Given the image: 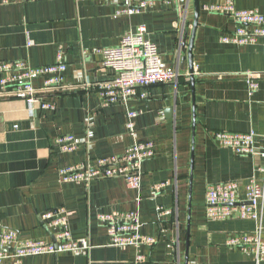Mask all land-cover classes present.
Here are the masks:
<instances>
[{
  "label": "crops",
  "instance_id": "0c3cea01",
  "mask_svg": "<svg viewBox=\"0 0 264 264\" xmlns=\"http://www.w3.org/2000/svg\"><path fill=\"white\" fill-rule=\"evenodd\" d=\"M220 2L198 0L191 48L192 96L193 0L184 5L179 0H156L134 14H117V4L97 0H0V61L48 65L62 49L63 83H91L89 90L45 97L54 104L46 109L29 108L21 99L0 95V228L14 229L22 239L51 241L40 215L63 207L71 212L72 238L90 245L83 251L26 256L23 264H256L253 253L227 244L236 233L253 231L255 222L209 220L204 210L208 184L236 181L243 197L248 179L261 180L258 167L264 163L259 154H236L212 137L217 131L252 132L255 152H264V36L248 44L221 41L238 25L229 15L203 7ZM233 2L238 9L264 14V0ZM138 27H144L145 36L156 44L161 64L177 69L181 77L177 83L141 89L143 98L103 105L95 84L113 73L102 66L100 49L117 45L124 33ZM248 73L257 75L253 90ZM128 111H138L133 119L135 136L126 127ZM63 134L74 136L78 144L74 151L65 152L55 143ZM136 138L151 140L155 146L154 156L141 163L138 189L116 177L87 185L62 181L60 168L87 157L120 154ZM159 183L164 187L152 193ZM159 207L167 212L160 215ZM116 210L137 211L140 232L155 242L138 249L110 245L97 214ZM262 216L264 220V203ZM138 254L144 259L138 261Z\"/></svg>",
  "mask_w": 264,
  "mask_h": 264
},
{
  "label": "built area",
  "instance_id": "2783aa9c",
  "mask_svg": "<svg viewBox=\"0 0 264 264\" xmlns=\"http://www.w3.org/2000/svg\"><path fill=\"white\" fill-rule=\"evenodd\" d=\"M7 2L9 0H3ZM117 4V14L140 13L156 0H97ZM203 7L212 13H224L237 23L235 32L223 35L221 41L248 44L264 36V14L256 9H238L233 0L220 3L205 4ZM102 66L113 73L112 77L97 82L95 90L101 97L103 105L126 103L133 97L146 96L141 89L165 83H177L180 73L177 69L164 67L155 43L145 36L144 27L124 33L118 44L100 49ZM66 63L63 51L59 49L56 60L52 64L33 66L24 60L0 61V95L18 98L29 108L38 105L41 109L53 108V102L45 97L57 94L89 90L91 83L65 84L61 73ZM256 73H248V83L256 88ZM35 80L40 84L36 85ZM138 111L127 112L126 127L135 136L133 119ZM215 142L224 148L232 149L239 155L259 154L264 159V152L256 153L254 149V133L217 131L212 135ZM58 147L71 152L77 148V142L71 134L59 135L55 138ZM151 140L136 138L120 154H112L66 165L59 169L63 182L87 185L99 178H122L127 187L138 189L141 183V163L155 154ZM261 180L255 177L248 179L244 186L243 197L240 196L239 184L236 181L210 183L204 190V210L209 220H225L231 218L250 219L255 222L251 232L236 233L227 239V244L255 256V263L264 259V220L262 207L264 203V163L258 167ZM165 183L153 185L152 193L161 191ZM159 214L167 211L159 207ZM71 215L63 207H57L41 213L40 218L49 229L51 241L44 239H22L14 229L0 228V264H23L26 256L63 251L76 252L90 248L85 241L72 238L68 228ZM97 218L105 228L109 244L120 247L139 248L145 244H153L155 239L140 232L141 221L137 211H111L97 214ZM138 261L144 255L136 256Z\"/></svg>",
  "mask_w": 264,
  "mask_h": 264
},
{
  "label": "water",
  "instance_id": "95a60500",
  "mask_svg": "<svg viewBox=\"0 0 264 264\" xmlns=\"http://www.w3.org/2000/svg\"><path fill=\"white\" fill-rule=\"evenodd\" d=\"M181 5H184L186 0H179ZM194 4V23H193V29L191 32V37L189 40V80L191 83V89H192V96L194 93V77H193V71H192V56H191V48L195 36V30L197 25V16H198V0H193ZM194 103V102H193ZM194 110V106H193ZM195 125V115L193 114V126ZM194 131L192 132V140H191V158H190V177H189V213H188V219H187V229H189L190 226V206H191V198H192V181H193V162H194Z\"/></svg>",
  "mask_w": 264,
  "mask_h": 264
}]
</instances>
